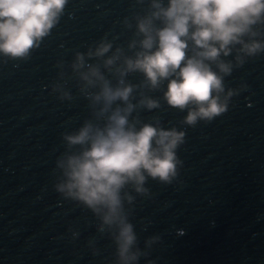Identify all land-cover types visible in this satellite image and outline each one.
<instances>
[{
    "label": "water",
    "instance_id": "95a60500",
    "mask_svg": "<svg viewBox=\"0 0 264 264\" xmlns=\"http://www.w3.org/2000/svg\"><path fill=\"white\" fill-rule=\"evenodd\" d=\"M139 10L136 0H68L29 59L0 62V264H111L113 245L96 231L92 214L53 189L55 161L65 150L61 133L79 127L90 110L74 81L66 84L71 101L58 100L51 86L57 62L67 64L75 51L105 34L125 43L131 33L121 22ZM225 83L247 87L210 123L181 125L186 112L163 101L140 113L185 132L177 180H149V196L133 205L140 247L160 237L146 258L154 264H264V53ZM89 239L96 240V256Z\"/></svg>",
    "mask_w": 264,
    "mask_h": 264
},
{
    "label": "clouds",
    "instance_id": "9594fccd",
    "mask_svg": "<svg viewBox=\"0 0 264 264\" xmlns=\"http://www.w3.org/2000/svg\"><path fill=\"white\" fill-rule=\"evenodd\" d=\"M67 4L0 0V62L29 59ZM136 4L140 10L121 22L131 33L125 43L105 34L86 51H75L67 64L57 62V82L51 86L58 100L71 101L66 84L74 81L90 110L79 127L61 133L65 150L55 161L53 189L92 214L96 231L113 245L111 264H139L159 243V235H152L140 247L133 205L137 197L149 196V180L170 185L182 167L177 152L185 132L165 128L156 116L145 121L140 113L160 109L163 101L186 112L181 125L210 123L247 87H228L225 78L264 53V0ZM132 75L139 80L133 83ZM69 231L75 239L78 233ZM87 247L93 256L99 254L95 239Z\"/></svg>",
    "mask_w": 264,
    "mask_h": 264
}]
</instances>
